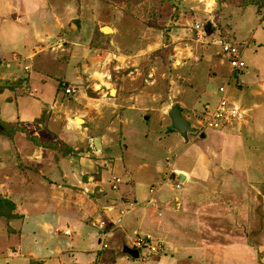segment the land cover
<instances>
[{"label":"rangeland","instance_id":"obj_1","mask_svg":"<svg viewBox=\"0 0 264 264\" xmlns=\"http://www.w3.org/2000/svg\"><path fill=\"white\" fill-rule=\"evenodd\" d=\"M196 23L248 44L240 74L221 62L222 52L208 35L198 38ZM257 78L264 79V0H0V234H21L27 220L53 210L54 202L55 209H68L73 202L65 199L68 187L72 197L95 196L92 226L100 228L109 210V228H123L122 221L139 210L133 188L138 172L127 162L135 158L143 170L154 157L155 170L144 173L152 177L147 180L151 197L142 207L161 218L156 233L147 235L157 249H144L132 264L162 259L166 264H264V179L256 178L244 191L246 178L232 172L230 184L239 191L223 214L242 217L237 227L225 219L222 226L215 222L220 213L213 201L193 207L194 214L208 218L200 232L194 222L167 219L181 194L168 192L177 184L172 168L190 172L194 159L204 156L214 174L194 184L209 185L212 192L229 185L231 171L220 163L226 135L256 121L264 104V82L257 89ZM70 84L77 87L73 95L65 89ZM221 85L229 86L230 99L249 112L230 129L204 128L201 121L218 104ZM174 107L197 127L189 143L172 128L168 112ZM136 148L147 153L137 154ZM116 178L121 182L114 184ZM105 186L117 193L121 206L115 199V206L105 209V197L96 198L105 195ZM39 192L46 197L36 196ZM215 227L221 231L214 233ZM10 241L2 256L21 243ZM16 255L27 264H43L42 257ZM69 255L64 257L70 263ZM93 263L107 264L99 258Z\"/></svg>","mask_w":264,"mask_h":264},{"label":"crops","instance_id":"obj_2","mask_svg":"<svg viewBox=\"0 0 264 264\" xmlns=\"http://www.w3.org/2000/svg\"><path fill=\"white\" fill-rule=\"evenodd\" d=\"M209 38L210 37H207V39ZM252 47H256V45L253 44ZM221 60V62L226 60L224 55ZM226 61L224 62L226 63ZM263 82V78L258 79L259 87L257 86V89H260V85L261 83L263 85ZM70 86L76 85L70 84ZM228 95H230V87ZM260 106L263 110H261L260 108L255 112L256 121L254 122V124H242L240 127L241 130L239 134L236 135L237 131H235L233 132V134L226 135V138L229 143L223 151L224 154L221 157L220 163L225 169L231 171V174L226 179L229 182V185L212 192V190H209V185L194 184V180L207 181L209 179V174H214L213 167L209 163V160H207L204 156L199 155L198 160L194 159L197 164L193 165V168L191 167V163L187 162V164L191 167L192 170L190 172H188L186 169L179 170L176 168H172V173L178 172L175 173L176 182H178V180L182 182L181 188L177 189L176 187H173L172 190L169 189L168 191V188H165L164 190L168 191L170 193V196H172V194L174 193L173 191H180L181 196L179 195L175 197L172 201V205L176 208H173V212H170L171 216L169 215L167 219H171V221H173V219H182L184 222L187 223V226H189L190 222H194L192 227H195L200 232L202 230L200 227L205 230L203 219L208 218L205 216L203 218L202 215L197 212L194 214L195 211L193 210V207H196L195 205H201L205 207L206 204H210V202L213 201V205L219 209L220 213V215L216 218L218 220L215 222H218L222 226L223 219H225L224 223L230 224L234 227H237L238 225H240V223L243 222H238L237 220L243 219L242 217L236 218L235 216H227L228 214L224 215L223 213L226 211V203L235 200L239 191L235 187L237 185L234 186L230 184V181L235 178V176L232 175V172L241 173L246 178L247 182L244 184V191L248 188V184H250V182L252 184L256 178L264 179V104H260ZM208 107L212 108V105L209 104ZM245 109L247 112H249L246 107ZM134 129L138 128L135 127ZM134 129L132 131H134ZM174 131L177 133V135L182 138L178 131H176L175 129ZM191 134L192 133L189 134V142L191 141ZM256 142L258 144L262 143L263 147L262 145L253 144ZM134 147L135 146H133V149ZM136 150L137 154L145 152L142 151V148H136ZM152 152L153 150L151 151V154ZM129 155L130 154L125 156L126 161H128ZM149 160L150 161L145 164L146 167H144L143 170L140 169L141 167H143L142 163L139 164V169L137 168V162L135 161V158H133L132 161L130 159L127 162L128 168L132 170L131 172H138L134 174L136 175L137 180L133 188L134 197L135 200H137L138 202L137 205H139V210L135 211L132 215L126 217L122 221L124 224L123 228H120L118 230L114 229L113 227L109 228V225L107 224H109V222L112 223V219H108L107 216H110V211L106 210V219L103 222L105 224L104 229L107 234L106 237H104L105 233L100 228L92 226V224H90L89 222L92 220V216H94V213H92L91 208L94 205L95 196L87 195V193L82 191L84 192L86 197L82 196L79 198L77 195L76 197H72L74 195L71 192L72 188L68 187L67 189L65 188V191H67L65 192V199L66 196H70L71 201L73 200L72 203L69 202L70 207L68 209H55L57 202H54L53 210H49L45 207V211L39 213L37 217H34V221L27 220V224L25 225L26 227L23 232H21V234L19 233V235L13 236L11 238L3 237L0 234V255L3 253V251H6L7 248H9V245H11L10 240H13L15 243L17 238L18 240H21V243H16L17 247H14V251L10 250L9 252H6L5 255L0 256V264H27L26 260H23V256L21 257L16 255L18 253L19 255H24L25 253H28L34 255L35 257H42V259L40 260L43 261V264H72L73 260L76 261V263L73 264H88L89 262V264H94L93 262L96 258L106 261L107 264H132L133 262L138 261L135 259L137 257H133L125 251V248L128 247V245L130 246V244L125 243L124 245V239L127 237L129 238L131 236H135L139 233L145 236H147L148 234L156 233L154 229H156L157 223L161 219L158 215L152 217L151 212H149L148 208L143 209L144 207H142L144 203L147 202L148 199L151 197V185H149L148 181L151 180L152 177L144 173L148 172V170L149 172H151L152 169L155 170L154 166H157L154 157H149ZM172 166H174V164H172ZM150 167L152 169H150ZM184 172H186L188 175H186ZM179 173H184V181L179 179ZM192 176L194 179L192 178ZM108 190L110 189L105 186V195L103 196V194H97L96 198L99 199L101 197L102 199H104L103 197H105V199L103 200L105 201V209L110 205L115 206V199H118L117 206H121L123 202H121L122 200L120 197H116L117 193L113 191L110 192ZM51 192L55 193V190L51 189ZM228 192L230 193L227 194ZM36 196H41L44 198L46 197L45 194L43 195L40 192L37 193ZM27 199H29V197ZM91 201L92 203H90ZM201 209L199 210V212H202ZM114 212L115 211H113L112 213ZM26 219L31 218L27 217ZM182 228L184 229V233L185 228ZM60 231H64V233H61ZM65 231H69V233L66 234ZM212 231L214 233H218L221 231V229L219 227H215L212 229ZM186 232H189V228H187ZM108 237H111L112 240L108 241L107 244L106 241ZM102 240H105V242ZM119 240L122 243L121 250L119 247L116 248ZM30 243H33V246H31ZM102 243H106L107 247H104ZM65 254L71 256L70 258L72 259V261L70 263L68 260L65 261V259L67 258L64 257ZM83 257L89 258V261L86 259L84 261ZM155 264H166V262H164V259H162L160 262Z\"/></svg>","mask_w":264,"mask_h":264},{"label":"built area","instance_id":"obj_3","mask_svg":"<svg viewBox=\"0 0 264 264\" xmlns=\"http://www.w3.org/2000/svg\"><path fill=\"white\" fill-rule=\"evenodd\" d=\"M195 32L198 38H203L207 36L205 27L199 23L195 25ZM208 37V36H207ZM211 42L218 45L221 48L222 54L229 63V66L233 74H240L246 66V60L244 58V46L248 45L245 43L241 45L237 41L231 40L228 37L222 35L220 32H214L209 38ZM195 59L198 60V57ZM66 92L68 94H74L77 92L76 86L65 85ZM229 86L221 85L219 87L220 99L215 109L205 116V119L202 120V126L207 129L212 130H226L231 127L237 126L247 116V111L240 104L232 101L228 95ZM120 182L119 178L115 179L114 184ZM182 182L178 180L176 188H181ZM104 222L99 224L100 228L104 227ZM69 233V231H68ZM130 245L134 249L139 250V256H143V250L150 248L156 250L157 247L152 244L151 238L145 235H135L130 240ZM104 247H107L106 243H102Z\"/></svg>","mask_w":264,"mask_h":264},{"label":"water","instance_id":"obj_4","mask_svg":"<svg viewBox=\"0 0 264 264\" xmlns=\"http://www.w3.org/2000/svg\"><path fill=\"white\" fill-rule=\"evenodd\" d=\"M208 37H211V35L215 32L212 30H206ZM168 115L172 122V127L176 131L180 133L184 141L187 143L189 142V134L197 132V127H195L192 122L184 115L182 109L180 107H174L169 110ZM83 121V120H82ZM94 145L97 150H103V144L101 137H96L94 139ZM179 179L184 181L185 175L184 173H179L178 175ZM125 251L130 254L133 257H138L139 251L137 249L132 248H125Z\"/></svg>","mask_w":264,"mask_h":264},{"label":"bare ground","instance_id":"obj_5","mask_svg":"<svg viewBox=\"0 0 264 264\" xmlns=\"http://www.w3.org/2000/svg\"><path fill=\"white\" fill-rule=\"evenodd\" d=\"M77 122H82V119H77ZM180 172V171H179ZM186 175H188L186 172H184Z\"/></svg>","mask_w":264,"mask_h":264},{"label":"trees","instance_id":"obj_6","mask_svg":"<svg viewBox=\"0 0 264 264\" xmlns=\"http://www.w3.org/2000/svg\"><path fill=\"white\" fill-rule=\"evenodd\" d=\"M242 72V71H241Z\"/></svg>","mask_w":264,"mask_h":264}]
</instances>
